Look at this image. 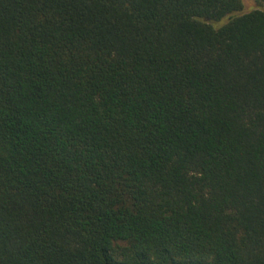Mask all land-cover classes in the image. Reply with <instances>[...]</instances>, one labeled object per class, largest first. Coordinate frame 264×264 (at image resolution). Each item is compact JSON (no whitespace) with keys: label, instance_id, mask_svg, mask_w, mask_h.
<instances>
[{"label":"trees","instance_id":"1","mask_svg":"<svg viewBox=\"0 0 264 264\" xmlns=\"http://www.w3.org/2000/svg\"><path fill=\"white\" fill-rule=\"evenodd\" d=\"M242 9L0 0V264H264V7Z\"/></svg>","mask_w":264,"mask_h":264},{"label":"rangeland","instance_id":"2","mask_svg":"<svg viewBox=\"0 0 264 264\" xmlns=\"http://www.w3.org/2000/svg\"><path fill=\"white\" fill-rule=\"evenodd\" d=\"M242 3H243V9H242L241 13L246 12V11L253 9V8H256V7H264L263 3L260 4L255 0H242ZM226 17L227 16H224L221 18L222 20H218L215 22L213 21V22L218 23L216 25L222 24ZM216 25H214V27H216Z\"/></svg>","mask_w":264,"mask_h":264}]
</instances>
